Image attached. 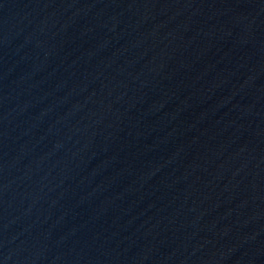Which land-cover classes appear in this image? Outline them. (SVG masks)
<instances>
[{"label":"water","instance_id":"obj_1","mask_svg":"<svg viewBox=\"0 0 264 264\" xmlns=\"http://www.w3.org/2000/svg\"><path fill=\"white\" fill-rule=\"evenodd\" d=\"M0 264H264V0H0Z\"/></svg>","mask_w":264,"mask_h":264}]
</instances>
